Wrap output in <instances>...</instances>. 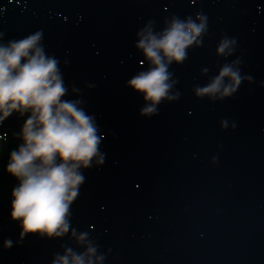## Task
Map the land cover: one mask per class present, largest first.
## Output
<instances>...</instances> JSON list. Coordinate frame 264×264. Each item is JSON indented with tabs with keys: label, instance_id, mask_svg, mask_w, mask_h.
Listing matches in <instances>:
<instances>
[{
	"label": "water",
	"instance_id": "water-1",
	"mask_svg": "<svg viewBox=\"0 0 264 264\" xmlns=\"http://www.w3.org/2000/svg\"><path fill=\"white\" fill-rule=\"evenodd\" d=\"M198 16L205 31L168 65L177 98L141 115L151 101L128 81L154 66L135 45ZM37 31L63 99L93 117L99 153L78 169L67 233L21 240L10 217L18 181L5 169L31 112L0 121V264H264V0H0V44ZM226 65L236 91L221 95L226 76L197 97Z\"/></svg>",
	"mask_w": 264,
	"mask_h": 264
},
{
	"label": "clouds",
	"instance_id": "clouds-1",
	"mask_svg": "<svg viewBox=\"0 0 264 264\" xmlns=\"http://www.w3.org/2000/svg\"><path fill=\"white\" fill-rule=\"evenodd\" d=\"M197 19L200 24L191 18L187 22L174 19L159 37L149 31L135 45L154 66L128 81L133 90L151 101L141 115H157V105L165 99L177 98L168 96L171 87L168 65L183 62L186 49L205 31L203 18ZM41 37L42 33L37 31L0 44V121L14 111L21 115L31 112L20 133L23 143L11 151L5 169L18 181L11 192L10 217L19 222L21 240L26 235L39 234L52 239L67 233L70 206L85 181L78 169L91 166L100 145L93 117L78 107L79 101L63 99L67 89L58 60L46 55ZM228 43L222 41L218 51L222 53ZM226 76L233 84L225 87L221 95L230 96L241 78L227 65L211 85L197 89L196 96L215 94ZM103 162L101 156L97 163ZM11 246L12 242L5 240L4 247ZM59 264H68L67 258H61ZM73 264H83V258L74 257Z\"/></svg>",
	"mask_w": 264,
	"mask_h": 264
}]
</instances>
